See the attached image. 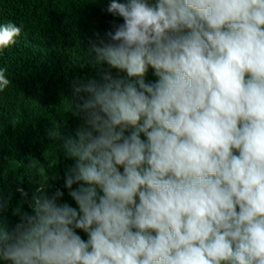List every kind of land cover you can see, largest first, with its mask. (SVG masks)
<instances>
[{
    "label": "clouds",
    "instance_id": "clouds-1",
    "mask_svg": "<svg viewBox=\"0 0 264 264\" xmlns=\"http://www.w3.org/2000/svg\"><path fill=\"white\" fill-rule=\"evenodd\" d=\"M4 3L17 23L37 11ZM105 11L122 23L90 41L97 76L73 84V163L62 187L0 189V215L16 193L26 205L0 224V262L264 264V0H109ZM20 33L0 25V49Z\"/></svg>",
    "mask_w": 264,
    "mask_h": 264
},
{
    "label": "trees",
    "instance_id": "trees-1",
    "mask_svg": "<svg viewBox=\"0 0 264 264\" xmlns=\"http://www.w3.org/2000/svg\"><path fill=\"white\" fill-rule=\"evenodd\" d=\"M5 1L0 0V25L12 22L21 33L14 44L0 49V69L10 81L0 92V189L22 186L31 196L41 184L63 186V174L73 163L64 139L80 123L72 115L73 84L97 76L90 41L103 38L122 19L105 11L109 0H16L37 8L26 22L17 23L18 10ZM146 79H156L151 70ZM53 129L61 139L47 135ZM64 200L75 206L67 190ZM17 205L26 207L19 193L0 215V224L16 222L11 210Z\"/></svg>",
    "mask_w": 264,
    "mask_h": 264
}]
</instances>
